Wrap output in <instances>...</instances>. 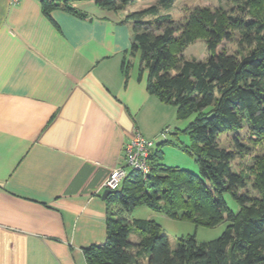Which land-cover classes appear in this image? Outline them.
Masks as SVG:
<instances>
[{"label":"crops","instance_id":"0c3cea01","mask_svg":"<svg viewBox=\"0 0 264 264\" xmlns=\"http://www.w3.org/2000/svg\"><path fill=\"white\" fill-rule=\"evenodd\" d=\"M68 4L85 16L0 0V264H88L85 248L107 240L104 183L125 144L177 118L130 55L122 19L135 8Z\"/></svg>","mask_w":264,"mask_h":264},{"label":"trees","instance_id":"16d2710c","mask_svg":"<svg viewBox=\"0 0 264 264\" xmlns=\"http://www.w3.org/2000/svg\"><path fill=\"white\" fill-rule=\"evenodd\" d=\"M69 1L42 0L43 10L48 14L63 7L85 16ZM137 1L95 0L115 11ZM175 1L157 0L128 11L122 22L132 27L130 55L138 61L139 77L148 73L149 92L174 106L178 119L194 116L184 129L190 142H182V148L194 154L199 173L167 165L162 142L157 143L148 177L129 168L118 192L107 197V240L85 248L87 262L264 264V151L254 155L247 170L233 167L234 160L250 149L240 137L243 129L249 130L250 139L264 144V0H232L230 9L197 6L180 25L170 11ZM199 38L207 44L208 57L187 58L184 51ZM236 38L235 51L219 49ZM131 65L133 60H124L125 68ZM224 134L234 135L231 147L221 145ZM226 193L238 202V210L229 206ZM115 203L121 207L111 208ZM141 205L197 225H227L210 241L198 242L196 233L183 235L172 249L158 221L121 213ZM132 232L136 240H131Z\"/></svg>","mask_w":264,"mask_h":264},{"label":"rangeland","instance_id":"374dc122","mask_svg":"<svg viewBox=\"0 0 264 264\" xmlns=\"http://www.w3.org/2000/svg\"><path fill=\"white\" fill-rule=\"evenodd\" d=\"M156 1L157 0H138L134 5H132V8L141 9L151 4H155ZM197 6L209 7L211 9L218 8V6H224L225 8L230 9L234 6V3L232 0H176L170 11L177 25H180V23L184 22V20L188 16L189 10ZM238 46V39L236 38L232 41L223 42L219 46V49H226L232 52L235 51ZM208 54L209 51L207 48V44L201 38L197 39L194 43L190 44L184 51V55L187 58H195L197 60L206 59L208 57ZM193 119L194 116H191L186 119H178L175 115H172L171 129L163 130V132H161V134H159L154 139V141L155 146L157 145V143L162 142L160 146L164 154L163 161L167 165L179 166L192 172L199 173V163L194 154L185 151L182 148V142H190L189 134L185 132L184 129H186V127ZM174 132H177L178 134H174ZM240 133L242 142L248 144L250 146V149L248 150L247 154H245L243 157L239 156L237 159L234 160L233 167L237 170H247L248 166H250L254 162V155L264 151V144L262 145V143L260 144L250 139V133L248 129H243ZM179 136L181 137L180 139L178 138ZM232 136L234 135H221V145L231 147ZM249 188L251 192L256 195V191L250 187V184ZM225 199L231 208H233L234 210H238L239 204L230 193L225 194ZM115 204H113L111 208L121 207L120 205H117V203ZM121 213L131 219L146 218L158 221L162 225L164 232L168 235L172 249H175L177 247L178 239L183 235L196 233V238L198 242L210 241L219 237L223 233L227 225L226 221L215 226L197 225L196 223L190 220L171 218L165 213L151 209L147 205L137 206L131 210L125 209L124 211H121ZM136 238L137 234L132 232L131 240H136Z\"/></svg>","mask_w":264,"mask_h":264},{"label":"built area","instance_id":"2783aa9c","mask_svg":"<svg viewBox=\"0 0 264 264\" xmlns=\"http://www.w3.org/2000/svg\"><path fill=\"white\" fill-rule=\"evenodd\" d=\"M154 147V139H147L139 130H136L134 136L125 144L123 164L111 171L104 186L111 190L118 189L127 176L129 168L140 172L144 178H147L151 171L150 156Z\"/></svg>","mask_w":264,"mask_h":264},{"label":"water","instance_id":"95a60500","mask_svg":"<svg viewBox=\"0 0 264 264\" xmlns=\"http://www.w3.org/2000/svg\"><path fill=\"white\" fill-rule=\"evenodd\" d=\"M116 192H118V189H116V190H111V189H109V188H106L105 191H104V193H103V195H102V198H103L104 200H106L107 197H108L111 193H116Z\"/></svg>","mask_w":264,"mask_h":264}]
</instances>
